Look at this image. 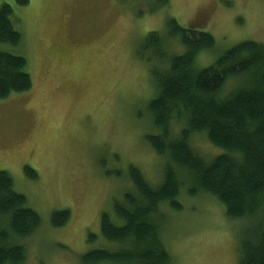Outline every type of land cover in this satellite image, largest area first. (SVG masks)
I'll use <instances>...</instances> for the list:
<instances>
[{
  "label": "rangeland",
  "instance_id": "1",
  "mask_svg": "<svg viewBox=\"0 0 264 264\" xmlns=\"http://www.w3.org/2000/svg\"><path fill=\"white\" fill-rule=\"evenodd\" d=\"M26 1L0 0V8L12 7L23 37L0 49L24 56L33 80L29 92L0 101V171L42 219L41 229L20 241L26 264H82L99 242L88 243L90 235L104 242L102 213L133 189L128 168L153 185L163 180L164 160L147 141L158 134L148 112L156 91L137 58L139 44L150 32L165 33L174 18L215 37V49L197 61L209 67L244 41L264 44V0H170L163 8L156 0ZM181 128L174 120L173 135ZM191 144L207 160L225 153L205 134ZM26 167L38 178L27 177ZM112 172L122 175L106 174ZM181 201L184 211L171 212L165 228L173 264H239L240 222L207 195L183 190ZM64 211L67 225L52 227V214Z\"/></svg>",
  "mask_w": 264,
  "mask_h": 264
},
{
  "label": "trees",
  "instance_id": "2",
  "mask_svg": "<svg viewBox=\"0 0 264 264\" xmlns=\"http://www.w3.org/2000/svg\"><path fill=\"white\" fill-rule=\"evenodd\" d=\"M156 2L170 6V0ZM15 25L12 7L2 6L0 44L22 43ZM177 47L184 52H175ZM215 47L211 33L183 27L174 18L167 19L165 33L150 32L139 44L137 58L147 63L156 91L148 112L158 134L147 141L164 160L163 180L153 185L139 168H128L133 189L114 201L112 213H102L104 242L91 234L88 243L99 242L81 257L82 264H173L165 228L171 212L184 211L183 190L213 198L229 221L240 222L239 264H264V44L244 41L199 68V56ZM32 88L28 60L0 49V101ZM174 120L182 126L177 136ZM195 134H205L225 153L204 159L192 147ZM25 174L38 178L29 167ZM69 219V211L55 212L51 225L59 229ZM41 226V216L15 189L13 177L0 171V264H26L20 241Z\"/></svg>",
  "mask_w": 264,
  "mask_h": 264
}]
</instances>
